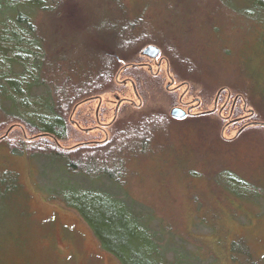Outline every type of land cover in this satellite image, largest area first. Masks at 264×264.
<instances>
[{"label": "rangeland", "instance_id": "rangeland-1", "mask_svg": "<svg viewBox=\"0 0 264 264\" xmlns=\"http://www.w3.org/2000/svg\"><path fill=\"white\" fill-rule=\"evenodd\" d=\"M48 1L58 5V14L35 15L48 40L42 49L56 57L60 45L69 52L85 44L89 34L76 30L86 29L89 22L143 16L151 30L178 40L183 49L192 47L195 61L191 66L177 63L176 78L175 72L168 74L165 61L158 69L160 54L153 58L144 54L151 44L146 45L137 56L143 64H151L144 70L164 72V83L147 85L139 80L141 89L137 80H128L125 88L79 104L66 115L71 125L59 144L68 148L106 141L116 119L139 122L159 110L175 120L167 136L160 134L161 141L143 156L126 158L121 171L115 165L116 176L123 172L122 185L108 178L92 184L84 177L69 176L64 160L28 152L31 143L25 138L21 143L18 130L0 141V264H121L101 246L81 215L62 202L66 190L89 188L133 202L135 210L151 216V230L168 248L170 260L181 257L179 264L245 263L244 256L235 258V251L246 247L254 259L264 262V128L239 133L250 121L264 123V6L257 0ZM53 75H44L45 81ZM170 91L177 92L182 102L177 104ZM238 97L239 114L232 109ZM23 99L20 106L26 113L50 117L46 87ZM190 105L193 109L185 118L172 116L174 107ZM205 111L216 113L198 120ZM99 122L105 123L106 131L95 128ZM11 124L1 123L5 128L0 127V136ZM22 145L26 153L15 154ZM227 167L255 185L256 190L250 184L244 191L252 196L249 201H230L218 191L213 176ZM13 172L19 175L17 182L11 178Z\"/></svg>", "mask_w": 264, "mask_h": 264}, {"label": "trees", "instance_id": "trees-1", "mask_svg": "<svg viewBox=\"0 0 264 264\" xmlns=\"http://www.w3.org/2000/svg\"><path fill=\"white\" fill-rule=\"evenodd\" d=\"M257 2L264 6V0ZM58 10V5H53L48 0H0V127L2 122H12L7 132L0 136V141L8 140L10 135L18 130V134L23 137L20 138L21 143H24L25 139L28 140L26 143H31L28 152L64 160L69 176L84 177L92 184L108 178L113 184L122 185L123 172L120 173L121 177L116 176L113 172V169L116 170L115 165L119 166L118 170L121 171L126 165V158L143 156L157 140L161 141L160 134L167 136L169 126L175 123V120L168 113L159 110L144 116L139 122L130 123L116 119L109 125L110 137L106 141L95 144L87 142L76 148H68L59 144L69 133L71 125L66 115L74 111L79 104L100 98L110 90H120L128 80H137L135 83L141 89L139 80H144L147 85L153 82L164 83V72L155 71L152 74L149 69L144 70L147 65L137 56L144 46L153 43L160 46L162 55L169 59V69L176 73V78L180 76L179 69L176 71V64L186 61L191 66V61H195L194 50L189 45L183 49L176 43L178 40H170L165 33L151 30L149 25L145 24L144 17L140 16L132 19L117 18L113 19L112 23L101 22L100 19L89 22V28L76 30L78 34L79 31H83L84 35L89 34L88 39L84 38L86 45L75 47L76 49L73 48L69 52L64 51L66 47L60 45L61 52L56 57L42 49V44L48 40L39 31L38 17L35 14L44 12L56 15ZM77 17L82 19L81 15ZM76 23L81 22L76 20ZM49 72L54 75L50 76L49 81L47 78L46 82L44 75L47 77ZM120 78L123 79L119 80ZM40 87H46L51 98V104L48 103L51 115L48 119L29 115L20 106V102L24 101L23 96L27 98L40 94ZM170 93L173 94L174 101L180 103L177 92ZM221 96L223 95L219 96L218 102ZM240 100L238 97L232 104L233 112L238 113L242 103ZM214 113L216 111L202 112L198 120L214 116ZM256 115L255 111L252 117ZM250 124L242 127L239 133L252 127L264 128V123H257L256 120L250 121ZM47 142L52 145L49 147ZM21 147L13 152L20 155L26 153L23 145ZM64 155L66 156L62 158ZM18 176L14 172L11 174V178L16 182ZM213 180L219 187L218 191L225 193L230 201H238L240 198H247L249 201L252 197L244 192L248 191L252 183L248 184L228 167L217 171ZM252 187L256 190L255 185ZM255 190L257 197L259 194ZM62 202L81 215L92 228L101 246L121 264L180 263L181 257L178 255L172 260L169 259L166 255L168 248L164 249L158 233L151 230V216L135 210L133 202H123L93 188L68 189L64 192ZM165 229L167 228H163L164 231ZM238 242L234 240L233 244L238 245ZM243 256L246 261H237L239 264H264L263 261L254 259L248 247L235 251V258Z\"/></svg>", "mask_w": 264, "mask_h": 264}, {"label": "flooded vegetation", "instance_id": "flooded-vegetation-1", "mask_svg": "<svg viewBox=\"0 0 264 264\" xmlns=\"http://www.w3.org/2000/svg\"><path fill=\"white\" fill-rule=\"evenodd\" d=\"M153 45H155L156 47H159V48H160L161 51H160L159 58H160V59H163V60H161V61L158 62V65H159V66H158V69L161 70L160 67L162 66L163 61H165V64L168 65V66H167L168 74L170 75V70H171V69H169V63H170V62H169V59L166 58V57H164L163 55H161V54H163V50H162V48H161L160 46H158V45H156V44H154V43L151 44V45H149V46H153ZM147 47H148V46H146V48H147ZM146 48H145V49H146ZM147 56H148V55H147ZM160 59H159V60H160ZM151 60H153V59H151ZM144 64H146V65H148V66L151 65V64H147V63H144ZM158 69H157V70H158ZM166 72H167V70H166ZM169 89H170V87H169ZM126 100H128V102H131V103H132L131 99H126ZM182 100H183V99L180 98V102H182ZM178 107L182 108L184 111H187V115H189V114L191 113V110L193 109V105H190V106H183V107H182V106H178ZM178 107H174V108H178ZM251 122H253V121H251ZM99 123H100L101 125L98 124V126H96L95 128H97V129L99 128V129L105 130L106 127L102 126V124L105 125V123H102V122H99ZM105 131H106V130H105Z\"/></svg>", "mask_w": 264, "mask_h": 264}, {"label": "water", "instance_id": "water-1", "mask_svg": "<svg viewBox=\"0 0 264 264\" xmlns=\"http://www.w3.org/2000/svg\"><path fill=\"white\" fill-rule=\"evenodd\" d=\"M160 48L156 47L155 45L153 46H148L145 50H144V54L148 55L149 57L153 58V57H157L160 54ZM172 116H174L175 118H185L186 117V111H184L182 108L178 107V108H174L172 110Z\"/></svg>", "mask_w": 264, "mask_h": 264}]
</instances>
